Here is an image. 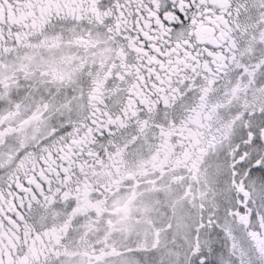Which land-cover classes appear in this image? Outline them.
I'll list each match as a JSON object with an SVG mask.
<instances>
[{
	"label": "snow or ice",
	"instance_id": "1",
	"mask_svg": "<svg viewBox=\"0 0 264 264\" xmlns=\"http://www.w3.org/2000/svg\"><path fill=\"white\" fill-rule=\"evenodd\" d=\"M0 264H264V0H0Z\"/></svg>",
	"mask_w": 264,
	"mask_h": 264
}]
</instances>
